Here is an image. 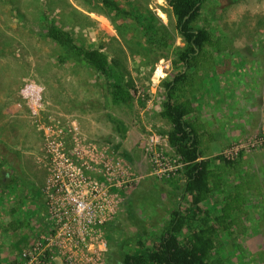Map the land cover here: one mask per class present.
<instances>
[{"label": "rangeland", "instance_id": "374dc122", "mask_svg": "<svg viewBox=\"0 0 264 264\" xmlns=\"http://www.w3.org/2000/svg\"><path fill=\"white\" fill-rule=\"evenodd\" d=\"M113 1L123 12L102 0H0V180L11 183L0 219L28 221L9 235L0 227V264H120L189 210L186 168L161 115L176 73L224 195L240 183L246 200L245 233L221 237L225 264H264V0H206L194 26L224 51L206 46L191 65L175 63L186 43L166 0ZM49 23L104 52L129 100L114 103L112 80L86 62L60 61Z\"/></svg>", "mask_w": 264, "mask_h": 264}, {"label": "trees", "instance_id": "16d2710c", "mask_svg": "<svg viewBox=\"0 0 264 264\" xmlns=\"http://www.w3.org/2000/svg\"><path fill=\"white\" fill-rule=\"evenodd\" d=\"M166 1L176 18V29L186 43V51L177 56L175 63L182 61L191 65L190 59L194 58L196 61L206 46L215 49L217 54L224 51L219 40L216 41L209 30L194 26L200 18L202 4L206 0ZM102 2L105 7L116 13L123 12L113 0ZM146 29L157 32L152 22L147 23ZM46 31L47 37L64 50L60 61L74 57L86 62L91 68L112 80L111 93L114 103L129 100L130 96L126 92V86L129 84L124 83L104 52L99 48L85 49L79 46L69 31L57 27L54 23H49ZM121 38L125 39L122 35ZM185 79L184 73H176L171 80L165 82L166 99L161 115L171 125L168 142L186 168V191L191 195V206L185 214L174 211L169 228L156 237L151 245L147 244L145 237L138 239L132 251L122 253L120 264H225L228 261V253L224 250L221 237L223 234H244L248 228L243 226L247 208L245 197L239 190L240 183L234 186L232 192L224 195V183L219 175L210 169L209 161L201 158L197 130L192 123L185 120V116L192 112V102L189 98L180 100L178 96V93L183 91ZM219 158L225 165H233V161ZM9 184L11 183L0 180V200ZM209 200H213L212 210L204 205ZM12 211L14 212V208ZM26 224L14 221L4 226L0 219V227H4L8 235L16 233ZM249 230L254 232L252 228ZM4 254L0 252V259Z\"/></svg>", "mask_w": 264, "mask_h": 264}, {"label": "crops", "instance_id": "0c3cea01", "mask_svg": "<svg viewBox=\"0 0 264 264\" xmlns=\"http://www.w3.org/2000/svg\"><path fill=\"white\" fill-rule=\"evenodd\" d=\"M190 100H191V102H192V107H193V109H192V112L191 113H189L188 115H186L185 116V120L187 121V122H189V123H192V125L196 128V130H197V134H198V137H199V141H200V150H201V152H202V157L201 158H203V159H206L204 156H203V148H202V140H201V135H202V133H203V129H204V124H201V123H199V122H196L195 120H191V119H188V116H190L194 111H195V109H194V106H193V101H192V99L190 98V97H188ZM208 160V159H207ZM209 161V160H208ZM209 167H210V164H209ZM210 169H211V167H210ZM212 170V169H211ZM213 171V170H212ZM214 172V171H213ZM215 173V172H214Z\"/></svg>", "mask_w": 264, "mask_h": 264}, {"label": "built area", "instance_id": "2783aa9c", "mask_svg": "<svg viewBox=\"0 0 264 264\" xmlns=\"http://www.w3.org/2000/svg\"><path fill=\"white\" fill-rule=\"evenodd\" d=\"M237 153V151L236 150H227L226 152H225V158L226 159H228V160H233L234 159V155ZM97 196V193H95L94 195H93V197H96ZM80 206H83V205H80Z\"/></svg>", "mask_w": 264, "mask_h": 264}]
</instances>
